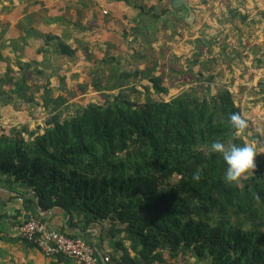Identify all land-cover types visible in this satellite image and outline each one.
<instances>
[{
	"label": "trees",
	"instance_id": "1",
	"mask_svg": "<svg viewBox=\"0 0 264 264\" xmlns=\"http://www.w3.org/2000/svg\"><path fill=\"white\" fill-rule=\"evenodd\" d=\"M66 5L54 4L45 22L75 24L72 13L60 14ZM49 39L58 42L59 54L73 55L59 35L47 34ZM37 51L45 56L42 46ZM6 81L18 86L9 89L16 97H25L24 84ZM150 81L154 90L146 88L140 99L131 98L133 86L123 87L128 82L122 80L116 94L103 93L100 102L66 114L62 96L45 90L43 105L50 109L43 128L0 129V176L33 190L42 210L64 209L74 225L85 229L107 221L120 252L111 264H171L168 258L179 254L208 264H264V153L254 156L247 178L230 185L222 157L210 152L214 140L246 144L229 124L231 113L242 116L233 92L191 88L165 100L155 97L166 92L160 77L151 75Z\"/></svg>",
	"mask_w": 264,
	"mask_h": 264
},
{
	"label": "rangeland",
	"instance_id": "2",
	"mask_svg": "<svg viewBox=\"0 0 264 264\" xmlns=\"http://www.w3.org/2000/svg\"><path fill=\"white\" fill-rule=\"evenodd\" d=\"M61 1L67 5L60 6V14L70 18L72 12L71 20L78 24L45 22L59 0H0V129L43 128L50 109L42 100L47 89L62 96L60 108L66 114L100 102L103 93L116 94L122 80L128 82L123 87L133 86L131 98L140 99L146 88L154 90L152 75L166 88L155 97L165 100L191 88L210 94L220 87L230 89L247 120V128L238 134L255 146L256 156L264 153V2L188 0L194 14L188 21L189 10L176 13L181 7L173 8L169 0H136L137 7L108 0L113 8L117 5L116 14H105L108 7L101 0H94L95 5ZM91 7L92 18L86 20ZM105 15L115 17L113 28L102 27ZM149 22L152 27L146 28ZM47 34L59 35L73 55L59 54L57 41L45 42ZM41 46L45 56L37 51ZM209 76L214 80L205 79ZM9 77L25 85V97L9 91L18 87L7 83Z\"/></svg>",
	"mask_w": 264,
	"mask_h": 264
},
{
	"label": "crops",
	"instance_id": "3",
	"mask_svg": "<svg viewBox=\"0 0 264 264\" xmlns=\"http://www.w3.org/2000/svg\"><path fill=\"white\" fill-rule=\"evenodd\" d=\"M245 1L239 0V5L245 3ZM250 1L252 3L255 1L257 6L262 5L264 2V0H260L262 2H257V0ZM88 2V5L96 4L94 0H89ZM101 2L103 4V0ZM111 5L113 6V4ZM116 6L114 4V8ZM114 8L108 7L105 14H109L112 10L116 14ZM245 8H247V5ZM238 10L243 11V8ZM91 12L92 7L90 14H92ZM85 16H87L86 13ZM105 20L109 22L115 21L116 19L113 16L105 15L102 20L103 24ZM80 23L83 24V21L81 20ZM102 27L108 28V25L105 24ZM114 41L119 42L112 39V42ZM37 199L38 197L33 190L21 184H9L6 177L0 176V264H81L64 256L47 257L37 247L17 237L15 226L27 220L31 215L41 217L50 228L67 235L78 236V238H82L91 243L95 247L100 264H111L113 257L117 259L120 256V252L115 251L113 239L107 234V227L109 226L107 221L96 223L84 229L80 225H74L73 222H70V214L58 206L42 210ZM168 262L171 264H208L206 261H197L190 254H179L174 258H168Z\"/></svg>",
	"mask_w": 264,
	"mask_h": 264
},
{
	"label": "built area",
	"instance_id": "4",
	"mask_svg": "<svg viewBox=\"0 0 264 264\" xmlns=\"http://www.w3.org/2000/svg\"><path fill=\"white\" fill-rule=\"evenodd\" d=\"M15 230L17 237L37 247L47 257L62 255L81 264H100L91 243L48 227L38 215L29 216L15 226Z\"/></svg>",
	"mask_w": 264,
	"mask_h": 264
},
{
	"label": "clouds",
	"instance_id": "5",
	"mask_svg": "<svg viewBox=\"0 0 264 264\" xmlns=\"http://www.w3.org/2000/svg\"><path fill=\"white\" fill-rule=\"evenodd\" d=\"M229 124L237 133L247 128V120L238 112L229 115ZM210 152L218 153L226 164L223 179L227 184H239L255 168L254 156L259 153L252 144L238 145L231 140L227 143L214 140L210 144ZM194 179H200L199 170L194 173Z\"/></svg>",
	"mask_w": 264,
	"mask_h": 264
},
{
	"label": "water",
	"instance_id": "6",
	"mask_svg": "<svg viewBox=\"0 0 264 264\" xmlns=\"http://www.w3.org/2000/svg\"><path fill=\"white\" fill-rule=\"evenodd\" d=\"M170 4L173 8H178L181 6H185V8L187 10H189V1L188 0H169ZM194 14L189 10L188 16H187V20L190 21L192 20Z\"/></svg>",
	"mask_w": 264,
	"mask_h": 264
}]
</instances>
